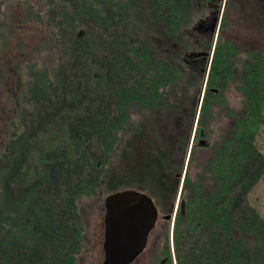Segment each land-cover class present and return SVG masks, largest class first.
Returning a JSON list of instances; mask_svg holds the SVG:
<instances>
[{
	"label": "trees",
	"instance_id": "16d2710c",
	"mask_svg": "<svg viewBox=\"0 0 264 264\" xmlns=\"http://www.w3.org/2000/svg\"><path fill=\"white\" fill-rule=\"evenodd\" d=\"M212 1L22 5L49 44L27 63L0 153V264H75L86 230L80 199L130 183L172 214L165 264H264V216L247 199L264 176V47L225 33L257 21L264 3L225 0L222 17ZM18 3L0 0L3 46ZM194 50L209 54L190 58ZM197 118L210 145L194 140L185 170Z\"/></svg>",
	"mask_w": 264,
	"mask_h": 264
},
{
	"label": "rangeland",
	"instance_id": "374dc122",
	"mask_svg": "<svg viewBox=\"0 0 264 264\" xmlns=\"http://www.w3.org/2000/svg\"><path fill=\"white\" fill-rule=\"evenodd\" d=\"M27 1L34 0H19L16 7L9 9L11 12V37L7 41L8 45L3 46L0 42V153L3 151L7 140L11 134V122L18 115L20 108L21 92L27 81V63L32 58L33 61L38 60L39 56L46 55V46L49 44L48 34L44 26L35 21H26V16L23 13V4ZM218 7H213L212 12L216 15L218 9L220 15L223 17V13L226 7V1L223 0ZM216 3V4H217ZM217 6V5H216ZM207 16H210L209 14ZM258 22L261 26L256 30L258 24L255 20L243 21L240 19L238 22L231 24L227 30H225L226 36L232 37L236 42L251 46V47H264V15H260ZM196 25V24H195ZM216 39V37H215ZM233 94V93H232ZM234 95V96H233ZM230 95L229 100L235 103V94ZM200 107V106H199ZM200 109V108H199ZM195 121L190 148L195 140L198 141L199 125ZM214 132L218 130L217 127H213ZM198 131V132H197ZM211 138L210 133L206 139L209 142ZM257 144L259 150L264 155V126L258 136ZM201 147V146H200ZM190 151V149H189ZM189 156V155H188ZM121 168L127 169L132 165V161L118 162ZM129 173L131 171H128ZM133 183L130 185H122V189H136ZM111 190H100L97 195L91 197L84 196L79 201V210L85 217L86 230L85 239L83 241V247L76 258L75 264H102L104 260V217H105V199L110 194ZM119 191V190H117ZM116 192V191H115ZM248 202L251 206L255 207L261 215L264 216V176L258 181L254 188L248 193ZM178 203V205H177ZM176 203V209L173 213V220L171 221V241L172 252L174 254L173 246V227L175 217L179 206V198ZM162 212V211H161ZM165 214V213H164ZM172 216V214H169ZM167 223L162 221L158 230L166 231ZM165 227V228H164ZM165 243V238L162 241ZM158 250L152 237L148 249L141 254L131 264H155V254ZM169 254L170 251H169Z\"/></svg>",
	"mask_w": 264,
	"mask_h": 264
},
{
	"label": "water",
	"instance_id": "95a60500",
	"mask_svg": "<svg viewBox=\"0 0 264 264\" xmlns=\"http://www.w3.org/2000/svg\"><path fill=\"white\" fill-rule=\"evenodd\" d=\"M208 54V52L194 50L190 51L188 56L196 58ZM215 90L217 91V89ZM205 91L206 85L202 99ZM195 137L196 135L194 140ZM198 138L199 146L208 147L210 145L206 139L205 128L200 129ZM191 150L192 148L189 151L185 170L187 169ZM181 206L184 210V202ZM105 210L103 243L105 256L102 264L133 263L145 251L149 234L158 220L159 210L154 199L141 190L122 189L110 193L106 197ZM166 218L170 219L171 215L166 216Z\"/></svg>",
	"mask_w": 264,
	"mask_h": 264
},
{
	"label": "flooded vegetation",
	"instance_id": "af4514ba",
	"mask_svg": "<svg viewBox=\"0 0 264 264\" xmlns=\"http://www.w3.org/2000/svg\"><path fill=\"white\" fill-rule=\"evenodd\" d=\"M218 1H215V2H210L212 5L211 7H218ZM217 3V4H216ZM258 4L260 5H263L264 3V0H261V1H257ZM217 5V6H216ZM264 10V9H262ZM259 19V18H258ZM258 24L256 25V30L257 29H260L261 26L258 22V20L256 21ZM207 56V55H205ZM156 204V203H155ZM157 206V205H156ZM159 210V209H158ZM165 213V214H164ZM169 213L168 212H160L159 211V214H158V220L156 222V226L154 227V229L150 232L149 234V238H148V243H147V247L145 249V251L148 249V245L152 239V237L154 238V243L155 245L157 246L158 250L155 249L156 254H155V258L156 257H159V264H165V263H168L170 261V254H169V250H168V246H167V243L165 242L164 244L161 242L163 237H164V234L165 232L163 230H158L159 229V226L161 225V222L164 221L167 223V221L169 220L168 218H166V216H168ZM166 225V224H165ZM167 226V225H166ZM165 228V227H164ZM144 251V252H145ZM143 254V253H142ZM141 256V255H140Z\"/></svg>",
	"mask_w": 264,
	"mask_h": 264
}]
</instances>
